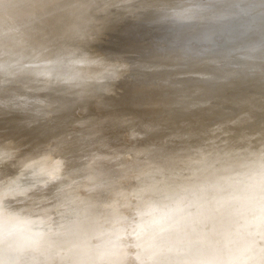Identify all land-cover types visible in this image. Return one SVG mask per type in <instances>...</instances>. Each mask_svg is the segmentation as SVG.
Returning a JSON list of instances; mask_svg holds the SVG:
<instances>
[{
  "label": "rangeland",
  "instance_id": "obj_1",
  "mask_svg": "<svg viewBox=\"0 0 264 264\" xmlns=\"http://www.w3.org/2000/svg\"><path fill=\"white\" fill-rule=\"evenodd\" d=\"M56 1L58 0H55V3H57ZM61 1L59 0L58 2ZM172 1L174 0H166V2L173 4ZM184 1L188 3L185 4ZM252 1L253 0L174 1V6L172 5V7L174 8L179 3L178 8H170L171 10L164 11V13L160 8H155L150 12V17L146 21L142 18H135V20H133L134 22H136V20L139 22L141 21L140 23L137 21L138 23L136 22L134 24L133 21H130V24H128L130 26L132 24L134 25L129 30L130 33L128 34V30L124 29L126 30L125 36L122 29L121 33L124 36L120 34L125 39L128 37L126 41L120 39V31L117 32L119 36L115 34V36L118 37L114 35L113 37L110 35L109 37L102 36L100 38L92 35H84L83 37V34H81V37L79 35V37H76L72 42H69L67 38L70 37L69 35L72 33L70 31V34L67 32V35H69H65L64 37L53 31L48 33L47 40L44 44H46V47H50V49L53 50V55H56L55 52L57 50L59 51L69 46V49L75 56H80L82 51L83 53L88 52L83 54L84 56L81 54V57H76L82 61L85 58L87 60L89 59L87 56L85 57V55H88V57L91 55L93 57L91 48L94 49V47L91 45L95 43V39L97 38L96 44H99L100 41L103 45L102 48L105 50L107 47V49L102 55L101 53H103L104 50L100 45L99 52L98 49H94L96 53L93 57L95 59L99 58L94 60L90 57V59L94 62L96 61V63H98V60H101L100 63L108 61L109 64L108 62L103 63L105 65H102L104 66L102 69L106 71L103 70L102 73L110 72L114 77H112L111 80L109 79L110 82L103 88L104 91L100 92L93 89L85 94L83 98H80L79 93L75 97L76 93L74 92L77 90L74 88L75 86H73L66 92V97L63 100L64 102H59V105L52 102V104L50 103L51 105H47L44 110H40L39 105L35 103V101L25 102L24 97L21 96V94L23 95V88L17 90L18 94L16 93V95L22 97L24 105L21 102H19V105L18 102L13 100V98H17L16 95L14 97L12 96L15 94L14 92H16V90L13 94L11 92L8 93L10 97H13L11 98L13 104H18H14V108H2L0 110V135H6L4 136V140L6 139V141L0 142V153L7 154L8 151H11L14 157L18 159V162L23 164L16 162V164L10 165L11 169H9V172L3 176L4 178L0 177V180L3 179V183L0 184V238H5L3 239L5 246L14 245L13 247L19 249L14 252V256H11V254L8 255L9 257L11 256V258L13 257V263L19 262L17 264H27L24 261L20 263L21 258L28 259L30 264H151L152 262L155 264L156 261L153 259L159 261L168 259V261L172 260L174 263L175 260H179L188 254L207 256L206 254L214 250L215 246L218 247L221 241L222 243L228 241L235 232V227H239L237 225L244 220H246L245 222L250 228L254 227L255 230L263 229L264 193L261 192H264V152L257 158L252 152L254 149L252 151L246 150L247 147L250 148V146H254V151L256 152V149L257 151L261 150V144H264V127H262L264 125L261 124L262 121L260 120L262 114L257 115L259 119H256L259 122L261 121V123H257L255 118L252 119L253 121L250 120L248 122V124L251 122L261 124V127L259 126L261 129H257L256 133L246 138V134L237 135L240 133L239 129L242 125H239L242 124V120L240 119L241 121L238 120V122L236 120V122L232 123L235 119L231 120L232 122L227 120L228 116H232V114L229 113L227 114L228 116H226L219 110L223 102L229 103L231 100L240 98L243 92H249L244 90L245 87L243 86L246 84L247 86L253 82L256 86L261 84L259 87H262H257L255 90L257 92L264 91V84H262V80L264 82V77L262 78V76H264V53L261 55L259 53L263 52L264 49L262 34L259 30L260 25L264 24V20L261 15H259L260 12H258V7L254 6ZM175 2H177V4H175ZM224 2L226 4H224ZM226 7H228L229 10L226 9ZM232 7H235V9ZM242 8L245 9L246 13ZM230 9L231 11L239 10V12L243 10L244 14L237 18L238 20H236V22L241 25H251L249 35L245 36V34H241V32L244 33L243 31H240V34H236L237 31L235 32L234 30L238 28V24L235 25L233 23L232 14L235 12H231ZM240 9L242 10L240 11ZM227 10L231 12V15ZM70 11L68 10L67 14L69 15L70 13L73 15L74 13L72 14ZM165 13L166 18H164V15L162 16V14ZM227 13L231 17V21L235 27L233 24H230L231 22L228 23L227 19L229 18L230 21V17L226 16ZM139 14V11H135L129 16H137ZM222 14H226V17L222 16V18H225L227 22L221 19ZM68 15L66 17L68 21H65H67V24H71L72 22L70 23L69 20H71L72 17L70 15L69 19ZM129 16L125 15L117 18L115 20L116 27L122 26ZM6 19L13 22L16 20V16H8ZM30 19L41 21L39 20V16ZM162 19L163 22L161 23ZM28 20L29 19L24 18L19 21H21V24H25ZM159 23L163 28L159 27ZM197 23L200 24L198 25L199 28H197ZM222 24H225V26ZM227 25H233L230 26L229 29H234V32L231 31L234 34L229 33V31L228 34H224L227 33V31H223V28L228 27ZM257 25L259 26L257 27ZM126 26H124V28ZM202 26L206 27L203 28ZM126 28L128 29V26ZM159 28L160 30H164L161 32ZM206 28L208 29L206 30ZM185 29H190L191 36L196 37V39L194 38L193 40L191 36H188L190 32L188 30L185 32ZM192 29L198 31L192 32ZM199 29H202L201 33L205 36L204 38H206L205 40L201 33L198 34V36H201L203 39L202 40L200 37L202 40H200L201 42L198 41L199 38L194 34L199 33ZM225 29L228 30V28ZM73 30L75 29L73 28ZM239 30L241 29H238V31ZM164 31L169 32L171 36L168 37L169 34L166 32L164 33L165 35H162ZM181 31L186 33V35L183 33V35H185L184 37H182ZM220 31H222V34H220ZM141 32H143V34L146 32L148 35L144 34L143 36ZM178 32H180L181 35L179 33L178 36ZM3 33L8 39L19 41L28 36L32 37L36 32H33L32 29L29 31L19 29L14 34L10 33L8 30ZM159 33H161V35ZM130 34L133 35V37L137 35L144 37L142 40L141 36L135 37L136 39L138 38L139 41L137 44L140 43V46L152 43V40L157 38L155 41L163 39V42L161 46L158 45L155 48L161 47V49H167L166 47H169L171 44L172 46L170 45V47L180 48L183 52L197 50V53L200 52L201 55H205L211 51V55L209 53L210 56H212V53L215 51L216 56L214 57L219 59L218 62L220 63L219 64L216 59V61H214L216 62L215 66L219 64L220 68L226 71V75L221 79L213 75L208 77L205 76L203 80L197 78L188 79V84L183 83L182 86V73H184L182 69L176 68L175 70H169L163 76L158 75L157 73L159 71L153 68L149 73L157 74L159 77L153 76V78H149V81L144 84L146 74H144V72L142 73L143 69L141 68L144 67L139 66V59L135 48L138 45L133 46V43L136 41L133 42L135 38H131L132 36L129 38ZM154 34L157 35H155V38ZM235 34L236 36L234 38L237 40L233 37L232 41L228 40L231 39V35L233 36ZM223 35H226L227 38L225 36L226 39L223 40L222 45L221 41L224 38ZM150 36L152 39H149ZM160 36H163V38L161 39ZM240 36L243 40H239ZM104 37L109 43L110 40H112V43H110L112 47L109 48V50L113 48L112 51L110 50L108 52V47H110V45H108V42L105 44L106 41ZM110 37H112V39ZM164 37H166L165 39L169 44H167V46H165L166 43H164V41L166 42V40ZM118 38L120 40H118ZM39 39L41 38H38L36 42L32 43L34 48L42 46L39 44ZM45 39L46 38H43V40ZM53 39L56 42H54ZM91 39L92 41L94 40L93 43L88 42L89 40L91 41ZM143 39H146V41L144 40L145 45L143 44ZM219 39L221 42L220 45L223 47L215 43L217 41L219 42ZM123 41L128 43H123L126 46L125 49H122L124 46L122 44ZM207 41L210 43L212 41L211 44H214L208 47L210 48L209 51L206 47L208 44ZM225 41H231L227 44L228 47L225 45L227 43H225ZM113 42L117 47H113ZM118 42H121V45ZM216 44L217 46H215ZM85 45L90 46H86L89 50L84 48ZM131 46L133 47L131 48ZM201 46L206 47V50L203 49L207 51L206 53L200 48ZM218 46L219 48L226 47L227 49L220 48L219 50ZM254 46L258 49V54L247 51ZM120 47L121 49H119ZM212 47H217L216 50H218V53L214 49V51H212ZM83 48L85 50H83ZM228 50H232L230 54ZM89 51L92 53L90 52V54ZM116 51L118 53H116ZM177 52L173 51L169 53V51H167L164 57L161 58L158 57L159 55H153L151 59L155 62H159V60H161V62L163 61L166 66L165 64H161L162 67L169 68L168 66H170L175 68L173 64H177L178 61L180 62L182 59V55ZM77 53L80 54L78 55ZM219 53H222V55L220 56ZM224 53L227 55L229 54L231 57L226 54L225 57ZM252 54L257 57H252ZM75 56L73 55V57ZM104 56L105 60L107 58L108 60L105 61L103 59V61L102 58ZM223 56L224 60L222 61ZM228 57L232 59L234 63L237 62V60L238 62L243 61V63L240 64L241 62H239V66H235L238 62L235 64L233 63L234 68L233 65H230L232 60ZM232 57L235 58V61ZM220 59L222 64L225 62L223 65L224 68L222 67ZM89 61L85 63L89 64ZM4 62L5 61L2 63ZM2 63L0 64L2 65ZM5 63L3 65H5ZM106 64L108 67L105 68ZM225 64L229 65V68H227ZM213 65L214 63H212V66ZM241 65L242 67L240 68ZM215 66H213V70ZM256 66L257 70H255ZM82 68L85 71V67L83 66L77 69L79 75L82 74L83 76V73H85V77L87 75L93 77L90 72L88 74L86 71L83 72ZM80 69L81 73L78 71ZM239 69L242 71L236 74H229V72L234 73ZM218 70L219 68L215 69L214 72L217 73ZM220 70L218 73L222 72V70L221 72ZM18 72L22 71L19 70ZM87 77L84 79L85 81L87 80L88 83L86 87L91 86L93 82V78L88 82ZM244 77L246 78L244 84H242L241 87H239L240 85L237 87V85L243 81ZM84 83L83 81V84L77 86L78 91H80L79 88L83 89L85 86ZM86 89H89V87ZM5 90H3V96L6 97L7 94ZM20 91L21 94H19ZM46 93L49 94L51 91H47ZM39 94L40 93L34 94L36 101ZM23 96H28V93ZM16 98L15 100L17 101ZM20 98L18 96V100H20ZM77 100L78 103L74 106L73 103ZM221 101L223 102L221 103ZM65 102L66 104H64ZM22 105L23 107H20ZM189 105L191 106L190 108ZM18 107L19 109H15ZM54 109H57L58 112L63 110V112L55 116L52 115ZM40 117L44 119V122L39 120ZM262 120H264L263 116ZM37 122H40V124L42 123L40 128L35 127ZM57 125L63 126V129H59L60 131H58V134L53 131L56 129ZM238 126L240 128H238ZM235 127L236 129H234ZM243 128L245 129L243 131L246 132L251 130L249 125L246 124ZM234 130H237L239 133H236ZM234 132L236 133L235 135ZM227 133H231L232 135H229V138L226 137L227 144L220 143L219 140H225L224 136ZM187 139H190V144H185ZM248 139L250 141L252 140L251 143ZM212 141L216 144L211 143L212 145L205 147L207 151L215 152L216 150L219 151L221 148L219 152H221L222 149H224L222 152H225V149L238 148L241 146V151L238 149L239 152H236V154L232 153L234 156L230 155V157H228L229 155H227L226 163L229 165L246 161V164L241 167L240 172L233 173L231 169L227 167L213 179L207 176L203 177L201 181L204 183L205 187L209 188H215L220 182L229 178H236L238 181L234 184L220 187L217 190L216 197L210 194V191L205 192L201 200L202 206L189 208L184 219H180V211L176 204H165V200L159 201V199L154 196L155 193L153 190L165 180V177H153L152 175H156V172H159V169H161L160 166H162L165 161L166 164H169L168 167H170V163L173 159V162L176 163L183 155H192L199 150L200 146L204 144L207 145ZM243 144L250 146H245V148ZM242 145L245 151L242 150ZM27 152L32 153L33 156L31 157L33 158L27 157ZM174 155H176V158H173ZM167 159L169 162H167ZM256 159H260L262 163ZM210 163L206 168L211 165ZM173 166L176 165L172 164L171 167ZM183 174H185V172ZM150 176H152L153 180L148 182ZM189 176L191 177L192 175ZM184 178L189 179L188 175H185ZM59 184L62 186L60 193ZM28 186H32L33 189L30 190L31 193L28 198V203H22L20 201V197H22L20 192ZM195 186L197 188L201 187L200 184H196ZM258 189H261V192L258 191ZM254 193H256V198L253 196ZM39 195L43 198L38 197ZM153 201L154 203L148 207ZM98 202H102L103 204H96ZM91 203L93 204L91 205ZM153 204L154 207L152 206ZM185 205L184 202V206ZM159 206H173V209L172 207L170 208V212L176 213L177 215L174 214L176 217L169 218L164 214L165 217L150 222L149 220L151 217L154 218V215L156 216L155 207L158 211ZM208 211L209 213H206ZM14 212L16 214H13ZM25 213L28 215L32 214L29 223L31 227L25 232L36 235L37 238L26 242V244H22L19 243L20 240L18 242L13 241L11 237H8V233L11 230L10 228L18 223L17 219L22 217ZM166 213H169V211H166ZM83 214H86V216L90 214H92L93 217L96 216L95 220H93L90 225L97 222L100 226L99 231L101 235L99 236L94 232L88 233L89 231H86L87 234H90V237L86 234V236H88L86 244L80 243V245L76 244L75 246L76 249L79 248L80 251H82L79 259L70 260L69 256L71 252L68 250H61L63 244L67 243L70 239L67 235L62 236L53 233L51 235L53 239L51 242L44 241L41 243V241H39L41 244L34 243L36 240L45 239L42 236L46 235L45 231L57 230V232H60L61 230H59V227L67 225L66 222L68 221L65 220V218L74 216L75 219H80ZM50 216L52 218H50ZM57 216L61 220L58 219ZM197 217L203 220L201 221L202 223L196 224L197 219H199ZM171 219H174L171 221L173 224H169ZM41 220L44 221V224L40 223ZM216 222L218 227L215 229V233L217 232V234L207 236L203 245L199 247L196 244L197 237L203 236L205 233L209 235L208 227ZM197 225L199 226L196 227ZM202 225L204 226L203 228ZM195 227L198 231H195ZM151 235L153 239L150 238ZM236 241H246L252 248L258 249L264 244V233L262 231L240 233ZM182 248H185L184 251L180 250ZM254 249L253 251L251 250L249 254H253V252H255ZM233 254L234 253L230 250H224L218 254V258H229L233 256ZM102 255L105 257L108 256L105 258ZM115 257L122 259V261L115 263L111 262Z\"/></svg>",
  "mask_w": 264,
  "mask_h": 264
},
{
  "label": "bare ground",
  "instance_id": "obj_2",
  "mask_svg": "<svg viewBox=\"0 0 264 264\" xmlns=\"http://www.w3.org/2000/svg\"><path fill=\"white\" fill-rule=\"evenodd\" d=\"M58 1H56L57 3H55V0H0V63H2L3 61L6 62V63L4 62L5 65H3L4 63H2L3 66L0 64L1 65L0 66V85H1L0 86V110L2 108H4V109L14 108V106L16 104H18L19 102H21L23 104L24 100H25V102L26 101L27 102L35 101V103H37L39 105L40 110H44V108L47 107V105H51L52 102L53 103H57V105H59L60 104L59 102H62L65 99L66 92L69 91L70 88H72L73 86H75L74 88L77 90V91L74 92V93H76L75 97L79 93L80 98L81 97L83 98V96H85V94L89 93L90 90L94 89V90H97V91H100V92L104 91L103 88L106 87V85L110 82L109 79L111 80V78L114 77L113 74L110 73V72H107V73L103 72L102 73V71L105 70V69H102V68H104V66H102V65H105L103 63L108 62V61H106V60H108V58L105 60V56L102 58V60L104 59L106 62L100 63L101 60H98L97 61L98 63H96V61L94 62V61H92V59H90V57H92L91 55H90V57H88V55H85V57L87 56V58H89L90 61H92V62H90L89 59L87 60L85 58L87 63L89 61V64H87V63H85L86 62L85 59H83V61H82L81 59H78L76 57H81V54L83 55V54L88 53V52H84L83 53V51L81 49L82 53L81 52H80L81 54L79 53L80 56H77V55L75 56V54H73L72 51L69 49V46L62 48L59 51L57 50L55 52L56 55H53L54 54V52H52L53 50L50 49V47L49 48L46 47L45 46L46 44H44L46 42V40H47V36H48V33L50 31L56 32V33L60 34L63 37L65 35H67V32L68 33H69V31L72 32L71 34L69 33L70 35L68 34L70 37H67L69 39V42H72L73 40H75L76 37L78 38L79 35L81 37L82 36L81 34H83V37H84V35H88V36L92 35L94 37L100 38L102 36H108L109 37L110 35H112V37H113V35L115 36V34L118 35L117 32L120 31L119 35L120 34L121 35L125 34V36H126V30H128L127 33L129 34L130 33L129 30L131 29V27L134 26L133 24L131 26L129 25L130 21L132 22L133 20H135V18H137V19L138 18H142L144 21H146L150 17V12L153 9L160 8L163 11V13H164V11H168V10H171L170 8H173L172 5L174 6V1L178 2L179 0L172 1L173 4L170 3V2L169 3L166 2V0H62V1L60 0L61 2H58ZM177 2H175V4H177ZM181 2H183V1H181ZM252 2L254 4V6L258 7V12H260L259 15H261L262 19L264 20V0H253ZM187 3L188 2H185V4H187ZM181 4L184 5L183 3H181ZM224 4H226V3L224 2ZM178 5H179V3H178ZM178 5L175 6V7L178 8L179 7ZM72 9H73L74 12L72 11ZM226 9L229 10L228 7H226ZM233 9H235V7ZM242 9L245 12V9L244 8H242ZM242 9H240V11ZM68 10L69 11L71 10L70 12L72 14L74 13L75 15L73 14L74 15L73 16L70 13L68 15L67 14ZM243 10L241 11L242 12L241 13V12H239V10L231 11V9H230L231 12H235L234 14H232L233 15L232 16L233 23L235 25L238 24V26H237L238 28L237 29L235 28V30L234 29H232V30L229 29V27L233 26L234 24L232 23L231 17L228 15V13H227V15L226 14H222L221 15V19L223 21L227 22V20H228V23L231 22L230 24H233V25H230V26H228L229 25L228 24L227 25L228 27H224V28L222 27L224 29L223 31H227V33H224V34H228V31H229V33H232L231 31L234 30L235 32L237 31L236 34L239 33L240 31H243L244 33L241 32V34H245V36L249 35L251 25H241L238 22H236V20H238L237 18L241 17L244 14ZM135 11H137V12L139 11L140 14L137 15V16H129L130 14H132V12H135ZM230 11H228V12H230ZM224 12H225V10H224ZM231 12H230V15H231ZM12 15L16 16V20L11 22V21L6 19L8 16H12ZM67 15L69 16V19H70V15L72 17L71 20H69L70 23L72 22L71 24H69V23L67 24V21H68V18H66ZM125 15L129 16V18L126 20V22L122 26L116 27L115 20L117 18H119L120 16H125ZM163 15H164V18H166V13L162 14V16ZM225 15L230 17V21H229V18L227 20L225 18H222V16L224 17ZM36 16H39L40 17L39 20H41V21H36V20L30 19V18L36 17ZM24 18L25 19H29V20L26 21L25 24L24 23L21 24V21H19V20L20 19H24ZM142 19H140V20H142ZM65 20H67V21H65ZM137 21L138 20H136V22ZM260 21H261V19H260ZM65 22H66V24H65ZM136 22H134V24ZM162 22H163V19L161 20V23ZM126 25L128 26V29L126 28L127 27ZM195 25H194V27H195ZM198 25H200V24L197 23V28H199ZM203 25H206V24H203ZM222 25L225 26V24H222ZM235 25H234V27H235ZM124 26H126V27L124 28ZM258 26L259 25H257V27ZM72 27L75 30H73ZM159 27L163 28V26H161L160 23H159ZM205 27H203V28H205ZM207 27H208V25H207ZM225 28H228V30H226ZM231 28H233V27H231ZM19 29H22V30L25 29L27 31L32 29V31L36 32V33L33 34L32 37L28 36L27 38H24L25 40L22 39V40H19V41L18 40L8 39L7 37H5V35L3 33L4 31L8 30V31H10V33L14 34ZM122 29H123V34L121 33ZM124 29H126V30H124ZM195 29L194 30L192 29L193 31L192 30L191 31L192 32H195V31L197 32L198 30H195ZM202 29L201 30L199 29L200 30L199 33H194L199 38V40L197 39L199 42H201L203 39L206 40V38H204L205 36L202 35V33H201ZM207 29L208 28H206V30ZM238 29H241V30L238 31ZM159 30H160V28H159ZM163 30L161 29L160 31L162 32ZM187 30L189 31L190 29H187ZM187 30L185 29V32ZM206 30H205V33H206ZM255 30H256V28H255ZM259 30H260V33L262 34V42H264V24L260 25V29ZM165 32L166 31H164L162 33V35ZM220 32H221L220 34H222V31H220ZM256 32H258V31H256ZM141 33L143 34V32H141ZM166 33L169 34V36L168 35H166V36H168V37L171 36V34L169 32H166ZM179 33L180 32H178V36H179ZM183 33L184 32H182V35H183ZM200 33H201V35L203 37V39H202V37L200 36L202 40L198 36V34H200ZM205 33H203V34H205ZM144 34H146V32ZM144 34H143V36H144ZM159 34L161 35V33H159ZM184 34L186 35V33H184ZM232 34H234V33H232ZM236 34L233 35V36L231 35L230 36L231 39H228V40L232 41L233 38L236 36ZM146 35H148V33ZM155 35L156 34H154V38H155ZM180 35H181V33H180ZM185 35H183L182 37H184ZM118 36H115V37H118ZM123 36H121L120 39H123V40L126 41V39H128V37L125 39ZM139 36H141V35H137V36L133 37V35L130 34L129 38L131 37V38L134 39L135 37H139ZM188 36H191V32L189 33ZM225 36L226 35H223V37H224L223 39L221 37L222 45H223V40L227 38V36H226V38H225ZM237 36H239V35H237ZM112 37H110V38L112 39ZM243 37H244V35H243ZM38 38H41V39H39L40 40L39 44L42 45V46H39V48H34L32 46V43L36 42V40ZM43 38H46V39L43 40ZM142 38H144V37L141 36V40H142ZM152 38H153V35H152ZM152 38L150 36L149 39H152ZM162 38H163V36L161 37V39ZM165 38L166 37H164V39ZM192 38H193V40H194V38L196 39V37H192ZM92 39H91V41L89 40L88 42H92L93 43L94 40L92 41ZM96 39H95V43L92 44L91 46L94 47V49H98V52H99L100 51L99 48L100 47L102 48L103 45L100 43V41H99V44L98 43L96 44ZM120 39L118 38V40H120ZM155 39L157 40V38H155ZM155 39L152 40L153 41L152 43H149V44L147 43V45L144 44L146 39H143V44L145 46H140V43L137 44L138 41H139L138 38L137 39L135 38V40H133V42L136 41L135 42L136 44L132 42L134 44L133 46L138 45L135 48H136V52H137V55H138L137 57L139 59V66L140 67L141 66L144 67V68H141V69H143L142 73L144 72V74H146L144 84H146V82L149 81V78H151V77L153 78V76L154 77H159L158 75H163L164 76V74L167 71L175 70L176 68L182 69V71H184V73H182L183 74V77H182L183 79L181 81L182 86H183V83L184 84H188L187 81H189L191 79H194V78H197L199 80H201V79L203 80V78H205V76L208 77V76H212L213 75V76L220 77L219 79H221L224 75H226V71H223L224 69L222 70V68H220V65H219L220 63L218 62L219 59L214 57V56H216V52L214 50H216L217 47H214V48L212 47V51H214L212 53L213 57L210 56L211 55V53H210L211 51H209L210 48H208V47H210V45H212V46L214 45V44H211L212 41H211V43L207 41L209 45L207 44V46H206L208 48V51H209L210 55H209V53L205 54V55H203V54L201 55L200 52H198L200 54H198L196 52L197 50L196 51L190 50L188 52H183L180 48L174 47V48H177V49H174V48L170 47L171 44L169 45L166 39H165L166 42L164 41V43H166L165 46H167V44H168L169 47L167 46L166 47L167 49H165V48L161 49V47H158V48L161 49L160 50V49L155 48V47L158 46V45L161 46V44L163 42L162 41L163 39L159 40V41H155ZM171 39H170V41H171ZM234 39H236V38H234ZM240 39H241V36H240L239 40ZM100 40H102V39H100ZM241 40H243V39H241ZM53 41H54V39H53ZM103 41H102V43H103ZM105 41H106V43L105 42L104 43L107 44L108 41L106 40V38H105ZM54 42H56V41H54ZM114 42H113V45H114ZM149 42H150V40H149ZM221 42H220V39H219V42L217 41L215 43L220 45ZM230 42L225 41L226 44L225 43L224 44L228 47L227 44H229ZM234 42H235V40H234ZM237 42H236V44H237ZM110 43H112V40H110ZM110 43L108 44V45H110V47H108V52L111 50V49L109 50V48L112 47V45ZM123 43H127V42L123 41L122 44ZM87 44H89V43H87ZM115 44L118 45L117 43H115ZM119 44L121 45V42ZM143 44H141V45H143ZM217 44L215 46H217ZM55 45H57V44H55ZM123 45L125 46V44H123ZM222 45H220V46L223 47ZM86 46H88V45H85L84 48L89 50L88 48H86ZM133 46H131V48ZM203 46H205V45H203ZM233 46H234V43H233ZM88 47H90V46H88ZM113 47H117V46L114 45ZM121 47L119 49H121ZM123 47H122V49L126 48V46L124 48ZM184 47H186V46H184ZM206 47H202L201 46L200 48L203 50ZM84 48H83V50H85ZM218 48H219V46H218ZM220 48H219V50H220ZM225 48H221V49H225ZM91 49H92L91 51L93 53L91 51H89V53L91 52L93 57H94L96 52L94 51L93 48H91ZM106 49H107V47H106ZM201 49H200V51H201ZM105 50L103 51V53H101L102 51L100 53L103 55ZM112 50H113V48H112ZM114 50H115V48H114ZM205 50H203V52L206 53L207 51H205ZM167 51H169V53L173 52V51H176V52L178 51L179 53L178 52L177 53L182 55V59L180 60V62L178 61L177 64H173L175 66V68L174 67H170V66H168L169 68L162 67L161 64H165L163 61L161 62V60H159V62H157V61L155 62L153 59H151V57L153 55H157V56L159 55L158 57L162 58V57H164V54ZM216 51L218 53V50H216ZM228 51H229L228 53L230 54L231 53L230 51H232V50H228ZM247 51L248 52L252 51V53H254V54L257 53L258 54V49L255 46L249 48ZM219 52H222V51H219ZM116 53H118V52L116 51ZM222 53H219L220 56L222 55ZM259 53H260V55L263 54L264 53V49H263V52H259ZM225 54L226 53H224V56L226 57L227 54L226 55ZM73 55L75 57H73ZM99 56H101V55H99ZM224 56L222 57L223 58L222 61L224 60ZM252 57H257V56L253 55ZM98 58H96V59H98ZM232 58L235 61V58L234 57H232ZM93 59L96 60L95 58H93ZM216 59H217V62L219 63V64L216 65L217 67L215 66L216 62H214V61H216ZM225 59H227V58H225ZM230 60H232V59H230ZM220 62H221V59H220ZM237 62H238V60H237ZM237 62H235V63H237ZM239 62H241L240 64L243 63V61H239ZM239 62L235 66H237V65L239 66ZM212 63H214L213 66H215L214 70H213ZM224 63L225 62H223V64H222V62H221L222 67H223ZM228 63H229V60H228ZM233 63L234 62L232 60V63L231 64L229 63V64L232 66ZM108 64H109V62H108ZM82 66L85 67V71L87 72V74L90 72L93 75V77H92V76H88L86 74L88 76V77L86 76L87 79H88V82H89L90 79L92 80V78H93V80H92L93 82H92L91 86H87L86 87V84L88 85V83H87V80L86 81L84 80V79H86V77L84 76L85 73H83L84 74L83 76H82V74L79 75V72L77 73V69L81 68ZM165 66H166V64H165ZM106 67H108L107 64H106L105 68ZM226 67L229 68V65H226ZM233 67H234V65H233ZM241 67H242V65L240 66V68ZM153 68H156V70L159 71L157 73L158 75L149 73V71H151V69H153ZM217 68H219V70L221 69L222 72H221V70H220L221 73H218L219 70H218L217 73L214 72L215 69H217ZM19 70L22 71V72H18ZM82 70H83V72H85L83 68H82ZM255 70H257V66H256ZM78 71H80V73H81V69L78 70ZM108 71H109V69H108ZM231 71H232V68H231ZM240 71H242V70L239 69L236 72L233 71L234 73H230L229 72V74H236V73H238ZM253 71H254V69H253ZM19 73H21L22 75L19 74ZM257 76L259 77L258 74H257ZM263 77L264 76H262V78ZM262 78H259V79H262ZM245 79L246 78L244 77L243 81L240 82L237 85V87L239 85H240L239 87H241V85L244 84V82L246 81ZM83 81L85 82L84 83L85 86L84 87L82 86V87L85 90L79 88L80 91L82 90L80 92V91H78L77 86L80 85V84H83ZM262 84H264L263 80H262ZM259 85H261V84H259ZM259 85L256 86L254 84V82L252 84L251 83L248 84V86L246 84L245 86H243V87H245L244 90L245 91H249V92H246V93L243 92V95L240 98H237L235 100H231L229 103L228 102L225 103V102L221 101V103L222 102L223 103L221 104V109H219V110L222 111V113L224 115H226V116H228L227 114H229V113L232 114V116H228V119H227L228 121H231V120L235 119V120H233V122L231 121L232 123H234V122H236V120H237V122L240 119L242 120V124L239 123L240 124L239 126L242 125L241 128L238 126V128H240L239 132L241 134L239 132H237V130H234V131H236V133H239L237 135L246 134L245 136H246V138H248V136H250V135L252 136V134L256 133L257 129H259V130L261 129L260 128L261 124L264 125V123H263L264 120H262V116H263V119H264V115H263L264 114V91H263L264 88L262 89L263 92H257L255 90V88L259 87ZM85 87L86 88L89 87V89H86ZM261 87H259V88H261ZM22 88L26 91L25 92L23 90V95H25V94L27 95V93H28V96H29V97L28 96H23L21 94V91H22L21 90L19 94H21V96L24 97L23 102H22V97L20 95H18L19 98L21 97L20 98L21 101H20V100H18V96L16 95V93L18 94L17 90H20ZM3 90L6 91V94H7V95L5 94L6 97L3 96V94H4ZM15 90H16V92H14ZM47 91H51V93L47 94L46 93ZM260 91H261V89H260ZM10 92L12 94H13V92L15 93V94H13V95L11 94V95L13 97L16 95L17 98L16 97L15 98L17 99V101L12 96L10 97V94L8 95V93H10ZM37 93H40V94H39V97L37 98V101H36V99L34 98V94H37ZM82 94H84V95H82ZM211 94H208V95H211ZM25 97H28V98H25ZM11 98H13V100L15 102H18V103H14L15 104L14 105L13 104V100ZM26 99H28V100H26ZM77 103H78V100L76 102H74L73 105L75 106V104H77ZM64 104H66V102ZM19 105H20V103H19ZM23 105L20 106V107H23ZM190 107L191 106L189 105V108ZM15 109H19V107L15 108ZM57 109H54V112H53L52 115H55V116H56V114L60 115L61 112H63V110L58 112ZM220 114H221V112H220ZM259 114L260 115L262 114V116L260 117L261 118L260 120L262 121V123H261V121L260 122L257 121L259 119V117H257V115H259ZM254 118H255V121L257 123L259 122L261 124H257L256 123L258 126L255 124V122L254 123L251 122V123L248 124V122L250 120L253 121L252 119H254ZM39 120L44 122V119L42 117H40ZM41 124H40V122L39 123L37 122L35 127H39L40 128ZM245 124L249 125V127L251 129L249 131L250 133L246 132V131H243V130H245L243 128V126ZM237 125H238V123H237ZM235 126H236V124H235ZM262 127H264V126H262ZM59 129L60 130L63 129V126H58L57 125L56 129L53 130V131L58 134V131H60ZM234 129H236V127ZM236 133L234 132V135ZM229 135L232 136L231 133H227L224 136L225 140L221 139V140H219V142L226 145L227 144V142H226L227 138L226 137L229 138ZM4 136H6V135L5 134L4 135H0V142L6 141V139L4 140ZM189 141H190V139L189 140L187 139V142L185 144H190ZM248 141H250V140L248 139ZM251 141H250V143H251ZM211 143L212 144H216L215 142L212 141V142L208 143L207 145L204 144L203 146H200L199 150L196 153L192 154V155H183L185 157L182 156L183 158L181 157L180 160L178 159L179 158L178 157L177 158L178 162H176L177 164L175 162H173L174 159L172 160V158H171L172 162L170 164L171 165L173 164V165H176V166L171 167V165H170V167H168L169 164H166V161L164 160L165 163H163L162 166H160L161 169H159V172H156V175H152L153 177L154 176H158V177L164 176L165 177V180L162 183H160L159 186L156 187V189L153 190L154 193H155L154 196H155V198H158L159 201L165 200V204H168V203L171 204V205H173V203L176 204V206L179 208V211H180V214H179L180 219H184V216L187 213V211L189 210V208H193V207H196V206H198V207L202 206L201 200H202V197H203L205 192L210 191V194H213L216 197L217 190L220 187H222L224 185L228 186V185L234 184L235 182L238 181V179H236V178H229V179H225L222 182H220L217 185V187L214 186L215 188H209V187H205L204 183L201 181V179L203 177L207 176L208 178L213 179V178H215L216 175H218L221 171H223L227 167H229V169H231V171L233 173L240 172L241 171V167H243L246 164V161L237 162V163H233V164H229V165L226 163L227 155H229L228 157H230V155L234 156L233 154H236V152H239L238 149H240V151H241V146H239L238 148L236 147L237 149L235 147L234 148L225 149L226 150L225 152H222L224 149H222L221 152H219L221 148L219 149V151L216 150L215 152L214 151H207L205 147H209L210 145H212ZM243 145H242V148H243L242 150L245 151L244 147L246 145H244V147H243ZM247 146H250V145H247ZM262 147H264V144H261V148H260L261 150L257 151V149H256V152L254 151L255 150L254 146L253 147L250 146V148L247 147L246 150L247 151L248 150L252 151L254 149L252 152L258 158L260 156V154L262 152H264V148H262ZM217 149H218V147H217ZM217 151L219 153H221V154H219ZM252 152H250V153H252ZM29 153L30 152H27V157L33 158V157H31V156H33L32 153H30V154ZM222 153H223V155H222ZM174 157L176 158V155H174L173 158ZM168 159H167V162H169ZM175 161H177V160H175ZM257 161L262 163V161L260 159L257 160ZM16 162H18V159H16L14 157V155L11 153V151H8L7 154H1L0 153V177L4 178L3 176H5L9 172V169H11L10 165H13L14 163L16 164ZM18 163L22 164L21 162H18ZM209 163L211 165L208 168H206ZM164 164H166V165H164ZM184 172H185V174H183ZM194 174H195V176H194ZM185 175H188L189 179H185L184 178ZM189 175H192V176L190 177ZM152 176H150L148 178V182H151L153 180ZM2 183H3V179L0 180V184H2ZM196 184L197 185L200 184L201 187L197 188L195 186ZM32 186H28V187L24 188L20 192V194H22V197H20V201L22 203H24V202L28 203V198H29V195L31 193L30 190L33 189ZM152 186H151V188H152ZM58 187H60V190H59V193H60L62 186L59 184ZM258 191L261 192V189H258ZM260 192H258V193H260ZM261 193H264V192H261ZM255 194L256 193L253 194V196H255L254 198H256ZM38 197L43 198L40 195ZM101 200L104 203L102 198H101ZM183 201L186 204L185 206H184V202ZM102 202H98L96 204L102 205L103 204ZM152 203H154V201L151 202L148 205V207H150V205ZM157 203H159V202H157ZM92 204L93 203H91V205ZM152 206L154 207V204ZM171 207L173 209V206H165V207H163V206L160 207L159 206L158 207V211H157V208L155 207L156 216L154 215V218L151 217V219L149 221L150 222H152V221L154 222L155 220L157 221V219L165 217L164 214H166V216H168L169 218L176 217V215H177L176 213L170 212L171 211V209H170ZM259 208H257V209H259ZM166 211H169V213H166ZM206 213H209V211L206 212ZM13 214H16V213L14 212ZM174 214H176V215H174ZM31 215L30 214L28 215L27 213H25V214L22 215V217H19L17 219L18 223H16L14 226H12L10 228L11 230L8 233L9 236L8 235L7 236L11 237L13 239V241H16V242H18L20 240L19 243H22V244H26V242L31 241L33 239H36L37 238L36 235L28 234V233L25 232L26 230H28L31 227V225L29 224L30 223V219H31ZM50 218H52V217L50 216ZM57 218H58V216H57ZM81 218L80 219H75L74 216H69L68 218H65V220L68 221V222H66L67 225L60 226L59 227V230H61L60 232H57V230L56 231L55 230L54 231L53 230L45 231L46 235H42L45 239L36 240L34 243L41 244L44 241L51 242L53 240L51 238V235L53 233H56V234L62 235V236L67 235L68 237H70V239H69V241L67 243L63 244V247H61V250L62 251L68 250V251L71 252L70 256H69L70 260L71 259H73V260L79 259L81 257L82 251H80L79 248L76 249L75 246H76V244L80 245V243L81 244H86L87 237L88 236L90 237V234H87L86 231H89L88 233L94 232V233L98 234L99 236L101 235V233L99 231V227L100 226L97 224V222H95L92 225H90V223H92V221L95 220L96 216L93 217L92 214L86 216V214H83L81 216ZM121 218H122V216H121ZM197 218H199V219H197L196 224H198L201 221H203V220L200 219V217H197ZM58 219H60V218H58ZM260 219H262V218H260ZM43 220H41L40 223L44 224ZM65 220H64V222H65ZM173 220L174 219H171L169 224H173V223H171V221H173ZM245 221L246 220L242 221V223H239L237 225L239 227H237V228L235 227V232L231 235V237L229 238L228 241H226L224 243H222V241H221L220 244L218 245V247L215 246L214 250L209 252V254H206L207 256H205V255H203V256L201 255L200 256L198 254H196V255L188 254L187 256H184L183 258H180L179 260H175L174 263H173L172 260L168 261V259H162L160 261L156 260V259H153V260L156 261L155 264H264V244H263V246L261 248L254 249L246 241L245 242L236 241V238H237V236L240 233H248V232H251V233L253 232L254 233V232H261V231L264 233V226L262 227L263 229L255 230L254 227L250 228V226L247 225ZM64 222H63V224H64ZM68 223H72V224H68ZM49 224H52V223H49ZM179 224H180V221H179ZM216 224H217V222L213 223L210 227H208L209 228V231H208L209 235H208V233H205L203 236L197 237L196 244L199 247H201L203 245V242L207 239V236H210V235H213V234H217V232L215 233V229L218 227V225H216ZM198 226L199 225H197L196 227H198ZM196 227H195V231H198V229ZM203 227L204 226L202 225V228ZM86 234L88 236H86ZM49 238H51V239H49ZM150 238L153 239L152 235L150 236ZM3 239H5V238H0V264H17V263H19V262L13 263V260H12L13 257L11 258V256H14V252L18 251L19 249H17V247H13L14 245L5 246L4 242H3ZM39 241H41V243ZM206 242H208V241H206ZM104 247H105V244H104ZM184 249L182 248L180 250L184 251ZM253 249H254L255 252H253V254H249L251 250L253 251ZM224 250H230L231 252L234 253L233 256H231L229 258H225V259L218 258V254L220 252L224 251ZM193 251H195V250H193ZM203 253H205V252H203ZM9 254H11L10 257L8 256ZM102 256H104V255H102ZM107 256L106 257L104 256V257L107 258ZM117 259L118 258L115 257V259L113 258V261H111V262L115 263V262L122 261V259H118V260ZM23 261L25 263H27V264H30L28 262V259H26V258H21V262L20 263H22ZM151 264H153V262Z\"/></svg>",
  "mask_w": 264,
  "mask_h": 264
}]
</instances>
